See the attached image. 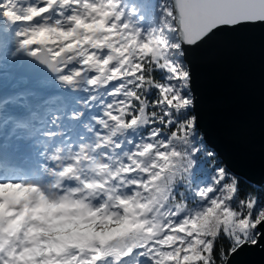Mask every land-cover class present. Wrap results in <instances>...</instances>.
<instances>
[{
  "label": "snow or ice",
  "instance_id": "1",
  "mask_svg": "<svg viewBox=\"0 0 264 264\" xmlns=\"http://www.w3.org/2000/svg\"><path fill=\"white\" fill-rule=\"evenodd\" d=\"M264 52V0H0V264H234L264 182L209 145L193 61Z\"/></svg>",
  "mask_w": 264,
  "mask_h": 264
},
{
  "label": "water",
  "instance_id": "2",
  "mask_svg": "<svg viewBox=\"0 0 264 264\" xmlns=\"http://www.w3.org/2000/svg\"><path fill=\"white\" fill-rule=\"evenodd\" d=\"M197 112L209 145L252 182H264V52L259 35L245 49L193 61ZM234 264H264L244 249Z\"/></svg>",
  "mask_w": 264,
  "mask_h": 264
},
{
  "label": "trees",
  "instance_id": "3",
  "mask_svg": "<svg viewBox=\"0 0 264 264\" xmlns=\"http://www.w3.org/2000/svg\"><path fill=\"white\" fill-rule=\"evenodd\" d=\"M240 176H241V175H240ZM241 177H242V179L245 180V181H250V180H247L246 178H244L243 176H241Z\"/></svg>",
  "mask_w": 264,
  "mask_h": 264
}]
</instances>
